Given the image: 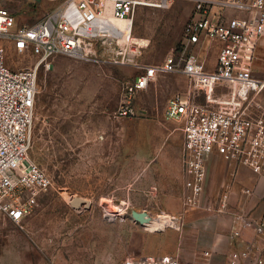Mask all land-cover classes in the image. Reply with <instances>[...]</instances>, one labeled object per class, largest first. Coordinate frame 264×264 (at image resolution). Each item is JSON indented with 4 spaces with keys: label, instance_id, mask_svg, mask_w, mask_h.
Here are the masks:
<instances>
[{
    "label": "built area",
    "instance_id": "built-area-1",
    "mask_svg": "<svg viewBox=\"0 0 264 264\" xmlns=\"http://www.w3.org/2000/svg\"><path fill=\"white\" fill-rule=\"evenodd\" d=\"M173 1L66 0L33 24L21 25L6 0H0V212L9 220L20 225L53 182L29 154L39 65L59 55L141 70L123 83L118 113L124 117L136 115V99L160 76L178 74L186 79V89L174 93L166 107V117L177 120L183 133L185 205L200 206L208 162L214 155L264 178V69L256 66V51L264 39V0H187L192 10L178 46L161 62L140 63L142 42L133 33L136 9L167 7ZM124 22L127 29L119 25ZM8 42L18 53H33L39 62L23 69L10 67ZM220 87L227 92L218 95ZM195 93L204 102H196ZM243 192L253 193L250 189ZM216 210L233 216V238L241 237L247 227L264 233V218L253 220L244 210L236 211L230 206L228 191ZM170 219L172 225L177 223L176 216ZM261 252L253 241L231 251L228 262L264 264ZM149 263L182 264L172 255ZM49 264L59 263L51 260ZM126 264L145 262L131 258Z\"/></svg>",
    "mask_w": 264,
    "mask_h": 264
},
{
    "label": "rangeland",
    "instance_id": "rangeland-1",
    "mask_svg": "<svg viewBox=\"0 0 264 264\" xmlns=\"http://www.w3.org/2000/svg\"><path fill=\"white\" fill-rule=\"evenodd\" d=\"M65 1L6 0L5 5L24 25L33 24ZM191 10L187 0L136 9L133 33L142 42L140 63L161 62L178 46ZM119 25L128 28L127 22ZM6 45L10 67L23 69L39 62L33 53H18L10 42ZM256 55V66L264 69V40ZM140 72L108 61L63 55L39 65L29 155L53 182L20 225L10 221L49 262L126 264L141 254L147 242L151 245L154 234L181 229L178 223L160 229L158 222L164 203L175 207L177 198L183 201L186 193L187 175L180 162L181 124L166 117V107L174 93L186 89L187 81L178 74L160 76L136 99V115L121 116L123 83ZM225 92L223 87L217 90L218 95ZM194 100L204 102L199 93ZM213 159L223 163L221 157L212 156L208 176ZM208 181L207 177L200 199L204 208L211 204ZM224 191H215V205ZM76 196L90 200L91 206L72 207ZM133 209L158 219L153 226H142L132 218Z\"/></svg>",
    "mask_w": 264,
    "mask_h": 264
},
{
    "label": "crops",
    "instance_id": "crops-1",
    "mask_svg": "<svg viewBox=\"0 0 264 264\" xmlns=\"http://www.w3.org/2000/svg\"><path fill=\"white\" fill-rule=\"evenodd\" d=\"M216 161H211L208 176V189L212 192V196L208 198L211 203L208 204L209 208L185 205L181 196L177 198L175 207H171L168 201L165 202L161 209L163 215H159L158 227L164 229L171 224V216H176L181 229H167L154 234L151 245L147 242L142 247L141 254L133 256L134 259L154 264L149 262L163 254L174 253L182 264H229L228 255L231 251L244 248L253 241L260 246L264 258V233L258 234L254 227H247L241 237L233 238L231 233L236 227L233 216L216 210L219 200L215 205V191L224 188L230 194L232 208L236 211L244 210L253 220H261L264 218V178L245 166L233 167L224 160L223 163ZM244 189H250L253 193L245 194ZM0 264H49L18 225L1 212Z\"/></svg>",
    "mask_w": 264,
    "mask_h": 264
},
{
    "label": "water",
    "instance_id": "water-1",
    "mask_svg": "<svg viewBox=\"0 0 264 264\" xmlns=\"http://www.w3.org/2000/svg\"><path fill=\"white\" fill-rule=\"evenodd\" d=\"M71 205L72 207L77 209L81 207L89 208L91 206V202L90 200L84 197L76 196L71 200ZM131 216L135 221L139 222L141 225L150 221L152 217L147 211H137L135 209L131 211Z\"/></svg>",
    "mask_w": 264,
    "mask_h": 264
},
{
    "label": "bare ground",
    "instance_id": "bare-ground-1",
    "mask_svg": "<svg viewBox=\"0 0 264 264\" xmlns=\"http://www.w3.org/2000/svg\"><path fill=\"white\" fill-rule=\"evenodd\" d=\"M157 219H158L157 217H151V220L146 222V223H144V225L153 226L155 224V222L157 221Z\"/></svg>",
    "mask_w": 264,
    "mask_h": 264
}]
</instances>
